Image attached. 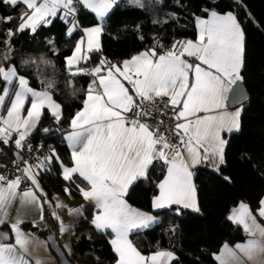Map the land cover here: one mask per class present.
I'll return each instance as SVG.
<instances>
[{
    "label": "snow or ice",
    "instance_id": "snow-or-ice-1",
    "mask_svg": "<svg viewBox=\"0 0 264 264\" xmlns=\"http://www.w3.org/2000/svg\"><path fill=\"white\" fill-rule=\"evenodd\" d=\"M0 2L25 6L18 17H0V24L19 20L15 28L7 29L6 39L2 41L7 50L0 56V143L14 144L17 151L12 163L24 165L18 168L21 175L12 179L0 174V226H7L14 238V243L8 242L9 232H0V264H31L26 258L31 240L21 228L24 223L21 209L35 207L40 219H44V204L51 201H42L37 195L39 192L46 196L37 176L39 170H46V163L59 160V156L51 148L49 155L37 157L38 163L33 165L23 159L21 152L25 147L31 150L28 138L37 129L45 109L56 122L62 119L61 105L52 98L55 82L41 81L42 88L37 90L30 86L26 76L18 73L15 64L9 63L11 37L25 30L36 33L39 27L52 24L60 13V19L65 22L73 18L68 28L71 35L78 27L77 5L91 10L101 23L84 28V35L75 42L72 54L65 57L69 70L76 69L73 75L87 73L94 78L85 92L83 108L69 123L71 130L65 139L71 149V166L60 161L62 178L73 181L78 176L84 182V187L77 185L78 191L86 201L94 202L97 211L91 224L95 229L111 230L113 235L109 242L116 254L115 264H172L178 259L174 252L156 250L146 256L129 239L134 230L149 228L158 218L133 208L125 197L136 181L148 179L150 168L160 161L166 174L156 185L158 194L152 197L151 207L172 209L177 206V214L182 209L200 211L192 168L202 162H212L219 172L220 166L225 164L228 144L222 134L239 131L241 126L243 109L225 110L228 93L243 80L245 36L237 17L232 12L222 15L204 9L208 19L196 17L198 36L195 41H174L163 52L152 47L118 63L102 57L95 67L86 69L79 67L80 62L89 60L90 53L102 50L103 20L118 7L119 0ZM129 3L138 8L146 7L144 0H129ZM185 57H193L197 62L189 63ZM165 99L167 103L158 111L161 116L171 113L169 118L174 124L161 130L163 119L156 124L148 121L155 115L153 106ZM26 181L31 187L21 190ZM65 192L71 194L68 188ZM17 200L20 207L14 220L9 221V209ZM259 204L257 214L264 218V199ZM55 206L66 207L59 201ZM69 212L78 213L80 209L69 208ZM51 215L59 221L61 234L67 231L57 213L54 211ZM229 220L241 226L248 239L234 247L225 243L219 254H213L214 259L218 264H242L243 256L254 264H264V226L257 222L249 205L241 202L232 210ZM33 226H36L35 221ZM36 264L41 262L36 260Z\"/></svg>",
    "mask_w": 264,
    "mask_h": 264
},
{
    "label": "trees",
    "instance_id": "trees-1",
    "mask_svg": "<svg viewBox=\"0 0 264 264\" xmlns=\"http://www.w3.org/2000/svg\"><path fill=\"white\" fill-rule=\"evenodd\" d=\"M144 4L145 8H138L119 1L118 7L103 20L102 50L90 53V59L81 61L79 67L91 69L102 57L112 63L121 62L137 52L156 47V40L165 51L174 41L194 38V19L206 15L204 9L233 12L244 31L241 75L249 98L240 104L243 109L240 130L227 136L225 164L220 166L219 172L202 165L193 170L200 211L182 209L177 214V206L151 209V198L164 171L160 161L150 168L148 179L136 181L125 197L132 205L159 216L151 227L130 233L129 239L139 251L149 253L166 248L178 257L172 264H216L212 253L221 243H233L245 237L229 220V209L238 202H245L255 211L264 192V0H144ZM24 10L23 4L10 6L0 2V17H18ZM72 20L69 17L65 22L58 15L52 24L39 27L36 33L25 30L11 37L12 59L9 63L15 64L18 73L26 76L34 88H42L41 81H54L52 97L61 104L62 119L56 122L45 109L37 129L27 141H40L45 145V156L51 148L59 156V160L47 163L46 170L42 169L37 176L45 197L63 192L65 188L76 197L80 195L77 185L85 186L78 176L73 181H65L60 161L66 166L71 165L69 148L62 135L70 118L81 107L93 76L87 73L73 75L76 69L69 70L65 57L71 54L83 29L101 21L98 22L93 12L81 5L75 13L78 27L69 35ZM18 23L16 19L9 24H0V56L7 50L2 43L7 29L15 28ZM151 33H157L158 37L152 39ZM45 128L50 131L44 132ZM13 149H16L14 144L0 143V159H14ZM89 216L90 209L86 207L83 218L71 233V251L67 256L75 264H112L116 255L109 242L111 233L94 229L87 220ZM38 233L45 237L47 232L38 230Z\"/></svg>",
    "mask_w": 264,
    "mask_h": 264
},
{
    "label": "crops",
    "instance_id": "crops-1",
    "mask_svg": "<svg viewBox=\"0 0 264 264\" xmlns=\"http://www.w3.org/2000/svg\"><path fill=\"white\" fill-rule=\"evenodd\" d=\"M82 6V5H81ZM210 10H213V9H210ZM228 12H231V11H226V12H218L220 14H226ZM233 13V12H232ZM234 14V13H233ZM59 17H60V14H58ZM235 15V14H234ZM201 19H208V14L206 13V15H203V16H197ZM238 20V19H237ZM194 26H195V37L194 38H189V39H185V40H193L195 41L197 39V36H198V28H197V24H196V17L194 19ZM71 27V26H70ZM87 28V27H85ZM84 35V33H83ZM82 35V36H83ZM81 36V37H82ZM79 37V38H81ZM78 38V39H79ZM183 40V41H185ZM155 45V44H154ZM156 46V45H155ZM156 50L158 52H163L164 50H158V47L156 46ZM143 51V50H142ZM141 52V51H140ZM139 53V52H137ZM135 53V54H137ZM131 57V56H130ZM130 57L126 58V59H129ZM189 63H196L197 61L193 58V57H185ZM125 60V59H124ZM123 61V60H122ZM121 61V62H122ZM203 66V65H202ZM94 77H92V80H93ZM91 80V81H92ZM127 86V84H126ZM85 98V94H84V97H83V100ZM83 108V101H82V105L81 107L77 110H81ZM237 108H240V104L239 105H236V106H232V107H228L226 106V111L227 112H234ZM76 111V112H77ZM75 112V113H76ZM74 113V115H75ZM51 114V113H50ZM73 115V116H74ZM72 116V117H73ZM71 117V118H72ZM70 118V120H71ZM70 123V121H69ZM70 127L68 125V127L66 128V130L64 131L63 133V138L69 148V152H70V155H71V149L69 147V144H68V141L65 139L67 133L70 131ZM234 132V131H233ZM231 133V132H230ZM229 132H224L222 135H223V138L225 140H227V136L228 134H230ZM50 154V152L48 153V155ZM158 162V161H156ZM154 162V163H156ZM162 163V162H161ZM199 165H202V166H205L207 168H210L212 170H215L214 166H213V163L212 162H202L196 166H199ZM46 166H47V163H46ZM71 166V165H69ZM164 166V165H163ZM195 166V167H196ZM24 165H21V168H23ZM194 167V168H195ZM194 168H192V171L194 170ZM42 170V169H41ZM39 170V172L41 171ZM61 172H62V168H61ZM166 174V168L164 166V171H163V175L161 176V178L158 180V182L160 180H162L164 178V175ZM38 179V178H37ZM157 182V183H158ZM193 183H194V179H193ZM195 184V183H194ZM157 185V184H156ZM26 187H31V186H26ZM26 187H23L21 188V190H23L24 188ZM158 194V189L156 187V192L154 195H157ZM37 195L40 196V199L43 201L45 199H47L48 201H51V204H44V210H43V216H44V219L41 220L40 219V212L37 208L35 207H32V206H26L24 207L23 209H21V213L24 217V223H28L29 224V227L30 226H33V221L36 222V227H37V231L36 232H32L28 227H23V224L21 225V228L25 231V233L29 234L30 236V244L28 246V252L26 253V258L29 259L31 261V264H36V260H39L41 262V264H58L57 262V259L56 257L53 255V253L51 252L49 246H48V243L47 241H45L46 238H44V236H41L40 233H38V230H46L47 233H55L56 235V238L57 240L59 241L60 245L63 244H66L68 240L71 241V233L72 231L74 230V227L75 225L83 218L84 216V209L86 207H89L90 209V216L88 217V222L89 224L95 229V227L91 224V220L93 219L94 215L96 214V208H95V205H94V202H91V201H86L82 195L80 194L79 196H73L72 194H68L66 193L65 191L63 192H56V193H53L51 194L49 197H45L43 196L41 193H37ZM153 195V196H154ZM152 196V197H153ZM126 199V198H125ZM261 199H264V192L262 194V196L260 197L259 199V202ZM57 201H59L60 203H62L63 205H66V207H60V208H57L55 205L57 203ZM128 202V201H127ZM151 202H152V198H151ZM129 203V202H128ZM241 202H238L237 204H235L234 206H232L230 209H229V212H228V218L229 216L232 214V210L234 208H238L239 204ZM245 203V202H243ZM133 208H136V209H139L140 211H143V212H148L150 213L151 215L153 216H156L157 218H159V216L157 214H155L154 212L150 211V210H146V209H142V208H139V207H136L134 205H132L131 203H129ZM247 204V203H245ZM248 205V204H247ZM20 207L19 205V201H15L13 203V205L11 206V208L9 209V221H13L15 216H16V212H17V209ZM260 207V204H258V206L256 207L255 211H252L253 215L256 216V219H257V222L260 223L262 226H264V218H261L258 214H257V209ZM69 208H73V209H80V212L78 213H70L69 212ZM45 209H46V212H45ZM151 209L153 211L155 210H159V209H153L151 207ZM191 210V209H189ZM56 212L57 215L60 217V219L63 221V223L67 226V231H65L64 233L61 234V232L59 231V221H57L55 218H53V216L51 215L52 212ZM158 220V219H157ZM235 224V223H234ZM237 225V224H236ZM241 231L245 234V237L241 240H238V241H235L233 243H230V242H227V241H224L223 243H221V245L218 247L217 250H215L213 253H212V257H213V260L215 261L216 264H218V261H216L214 259V256L213 254H219L220 252V249L222 248V246L227 243L230 247H234L237 243H244L246 242V240L248 239V236L247 234L244 232L243 228L239 225H237ZM0 227H6L7 226H0ZM8 229V228H7ZM54 232H53V231ZM9 231V229H8ZM108 232L111 233V230H107ZM135 231V230H134ZM46 233V234H47ZM9 235H10V239L8 242H13L14 243V238L12 237L11 233L9 232ZM112 233H111V239H112ZM71 244V242H70ZM135 246V245H134ZM136 247V246H135ZM64 248V247H62ZM71 249V247H69ZM69 248H68V251H66V249L64 248V251L66 254H69L70 251H69ZM137 248V247H136ZM138 249V248H137ZM139 250V249H138ZM157 250H168V251H172L171 249H157ZM156 251V250H155ZM141 252V251H140ZM153 252V251H152ZM152 252H149V253H142L143 255H150ZM173 252V251H172ZM116 255V254H115ZM241 260H242V264H254V262L252 261H248L246 258H244L243 256H241ZM115 261H116V258L115 260L113 261L112 264H115ZM257 264H259V262H257Z\"/></svg>",
    "mask_w": 264,
    "mask_h": 264
},
{
    "label": "built area",
    "instance_id": "built-area-1",
    "mask_svg": "<svg viewBox=\"0 0 264 264\" xmlns=\"http://www.w3.org/2000/svg\"><path fill=\"white\" fill-rule=\"evenodd\" d=\"M80 5H77V8ZM154 44L158 47V50H162L163 47L160 45V41L156 40ZM167 103V100L165 99L163 102H157L156 105L153 106L155 115L153 118L149 119V123L151 124H156V122L160 119H163L164 124L161 125V130H163L165 127H168L170 125L174 124V120L170 119L171 113H169V116H161L158 109L163 107V104ZM171 137V133H167ZM32 145L31 150H29L27 147H25L21 155L24 160L30 161L33 165L38 163L37 157L43 158L46 155V146L43 145L40 141L36 142H28ZM173 143H176V140L173 138ZM14 159L10 161H4L0 159V174H3L7 176L9 179L14 178L17 175H21V172L18 171V168H21V164L19 165H14L12 163ZM26 186H31L30 182H25L24 184L21 185V188L26 187Z\"/></svg>",
    "mask_w": 264,
    "mask_h": 264
},
{
    "label": "water",
    "instance_id": "water-1",
    "mask_svg": "<svg viewBox=\"0 0 264 264\" xmlns=\"http://www.w3.org/2000/svg\"><path fill=\"white\" fill-rule=\"evenodd\" d=\"M150 37L152 39L156 38V37H158V34L157 33H151ZM248 98H249V93L247 92L242 81H239L237 83V85L233 86V91L228 93V100L226 101V106L232 107V106L239 105V104L243 103L244 101H246ZM16 151H17V149H13L11 151V154H12L14 159H16V157L14 155V153ZM23 227H25V228L28 227L32 232L37 231L36 226L35 227L30 226L29 227L28 223H23ZM0 232H9V231L6 227H0ZM45 238H46V241L48 243V246H49L51 252L56 257L58 264H75L74 262H72L68 258L64 249L62 248L59 241L57 240L55 233H47L45 235ZM9 239H10V235H9Z\"/></svg>",
    "mask_w": 264,
    "mask_h": 264
},
{
    "label": "rangeland",
    "instance_id": "rangeland-1",
    "mask_svg": "<svg viewBox=\"0 0 264 264\" xmlns=\"http://www.w3.org/2000/svg\"><path fill=\"white\" fill-rule=\"evenodd\" d=\"M119 1H121V0H119ZM122 1H124V2H126V3H129V0H122ZM93 14L95 15V13H93ZM60 15H62V13H60ZM95 16H96V15H95ZM96 18L99 20L98 17H96ZM98 22H100V20H99ZM95 25H96V24H95ZM95 25H91V26H88V27H93V26H95ZM79 39H80V38H79ZM79 39H76V41L79 40ZM85 40H86V38H85ZM76 41H75V42H76ZM74 46H75V44H74ZM73 49H74V47H73ZM2 52H3V51H2ZM2 52H1V53H2ZM2 54H3V53H2ZM71 54H72V52H71ZM71 54H70V55H71ZM70 55H69V56H70ZM66 65H67V64H66ZM0 84H2V83L0 82ZM31 87H32V86H31ZM33 88H34V87H33ZM35 89H37V90H41V88H35ZM52 98H53V97H52ZM53 100H54L56 103L60 104V103H59L57 100H55L54 98H53ZM60 105H61V104H60ZM4 111H6V109H5ZM27 161H28V160H27ZM29 163H31V162L29 161ZM31 164H32V163H31ZM21 165H23V164H21ZM41 236H43V235H41ZM44 238H45V237H44ZM45 241H46V239H45ZM70 242H71V241L68 240L66 244H63V243H62L61 246L64 247V248L66 249V251H68V248L71 247ZM65 245H67L68 247H65ZM64 248H63V249H64Z\"/></svg>",
    "mask_w": 264,
    "mask_h": 264
}]
</instances>
